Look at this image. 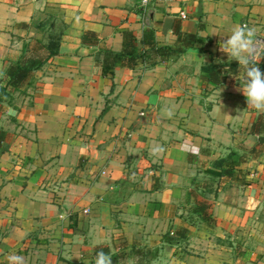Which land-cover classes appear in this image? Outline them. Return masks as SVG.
<instances>
[{
    "label": "crops",
    "instance_id": "crops-1",
    "mask_svg": "<svg viewBox=\"0 0 264 264\" xmlns=\"http://www.w3.org/2000/svg\"><path fill=\"white\" fill-rule=\"evenodd\" d=\"M237 24L264 37V0H0V79L32 40L55 52L0 101V264H95L97 248L118 264H264V152L237 161L264 113L240 79H203L204 67L238 64L219 49ZM146 30L159 48L177 30L200 41L103 76L97 54L119 53L125 31L141 48ZM232 152L246 183L208 198ZM201 197L213 224L191 211Z\"/></svg>",
    "mask_w": 264,
    "mask_h": 264
},
{
    "label": "trees",
    "instance_id": "trees-1",
    "mask_svg": "<svg viewBox=\"0 0 264 264\" xmlns=\"http://www.w3.org/2000/svg\"><path fill=\"white\" fill-rule=\"evenodd\" d=\"M177 41L173 48H163L157 47L153 32L146 30L140 41L141 48L138 47V42L134 38V35L125 31L123 33L122 50L119 53H113L111 51L105 50L97 54L96 61L101 67V72L103 76H109L113 69L116 67H128L134 68L139 63H149V67L154 64L155 58H160L162 61L172 59L175 60L180 53L184 50L191 48L193 42L200 41L199 38L191 35H185L180 31H176ZM81 42L85 45L95 46L98 43V36L96 33L91 31L83 32L81 36ZM55 54L54 51L45 47L42 43L32 40L28 43L25 48L24 55L21 57L18 63H10L5 71L4 78L0 79V101L11 102L14 99V95L19 93L22 94V89L28 84L32 78L34 70L39 68L48 60L51 56ZM262 66L258 64V67L264 68V58L261 59ZM243 74L242 69L238 64L231 65L228 68V73L220 72L215 66H207L203 69V79L205 83H213L218 85L221 79L226 76H231L232 78L241 79ZM3 83V85L1 84ZM250 133L252 135H257V145L252 147L248 152L251 157H257L264 152V120L260 116L251 126ZM7 139V134L0 130V149H2V142ZM2 150H0V153ZM237 161H244L242 157H239ZM221 172L219 177L222 178L226 183H235L238 185H244L246 183V174L240 170H235L234 160L222 161ZM220 184V183H219ZM197 193L191 191L187 194V199L192 194ZM194 194V195H195ZM209 203L205 197L197 198L191 211L193 214L197 215L204 223L207 225L213 224L214 219L209 213ZM174 236L173 238H176ZM99 251H104L109 254L107 248H97L95 254ZM135 260L138 261V256L143 255L141 249H136ZM112 264H118L120 257L118 255H110Z\"/></svg>",
    "mask_w": 264,
    "mask_h": 264
},
{
    "label": "clouds",
    "instance_id": "clouds-1",
    "mask_svg": "<svg viewBox=\"0 0 264 264\" xmlns=\"http://www.w3.org/2000/svg\"><path fill=\"white\" fill-rule=\"evenodd\" d=\"M258 36L261 37L255 28L237 24L219 49L227 54L229 61H237L243 71L238 91L246 98L247 107L264 113V73L258 67L259 61L264 58V37L257 39ZM154 151L162 152L163 149ZM7 261L8 264H24V258L15 254L9 255ZM95 264H112L110 255L99 251Z\"/></svg>",
    "mask_w": 264,
    "mask_h": 264
},
{
    "label": "rangeland",
    "instance_id": "rangeland-1",
    "mask_svg": "<svg viewBox=\"0 0 264 264\" xmlns=\"http://www.w3.org/2000/svg\"><path fill=\"white\" fill-rule=\"evenodd\" d=\"M260 117V115L258 116V118ZM258 118H256V120L258 119ZM255 120V121H256ZM263 120H264V118H263ZM252 147H254V146H251V148ZM250 148V149H251ZM247 149H245L244 150V152L241 154V156L240 157H242V159L244 160V159H246L248 156H249V159L250 158H254V157H251L250 155H249V153L246 151ZM250 151V150H249ZM233 155H235L233 152L229 155V156H227L226 157V159L225 160H227V161H229V160H232V157H233ZM256 158V157H255ZM224 160V161H225ZM236 168V167H235ZM222 169V168H221ZM221 172V171H220ZM222 178H224V177H221V179H220V177H218V179L216 180V182H217V187H216V189H214V190H211V191H208V194H210L209 196H207L208 198H211L212 196H215L216 197V194L218 193V191L220 190V189H223V187L226 185V184H229V183H226ZM220 179V180H219ZM214 180V179H213ZM220 183V184H219ZM230 184H235V183H230ZM235 185H238V184H235ZM207 192V191H206ZM206 198V197H205ZM207 199V198H206ZM263 207H264V205H263ZM261 224H262V226H264V219H263V221H261ZM263 228V230H260L259 231V235L260 236H258V237H260V239H263V241H264V227H262Z\"/></svg>",
    "mask_w": 264,
    "mask_h": 264
},
{
    "label": "built area",
    "instance_id": "built-area-1",
    "mask_svg": "<svg viewBox=\"0 0 264 264\" xmlns=\"http://www.w3.org/2000/svg\"><path fill=\"white\" fill-rule=\"evenodd\" d=\"M153 1L161 2V1H165V0H140V4H141L142 8H146ZM166 1H173V0H166ZM181 16L184 17V15H181Z\"/></svg>",
    "mask_w": 264,
    "mask_h": 264
}]
</instances>
